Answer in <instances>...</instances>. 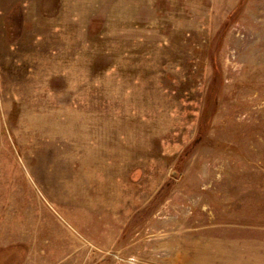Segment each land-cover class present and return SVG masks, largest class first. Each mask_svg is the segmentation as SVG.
<instances>
[{
  "label": "rangeland",
  "instance_id": "374dc122",
  "mask_svg": "<svg viewBox=\"0 0 264 264\" xmlns=\"http://www.w3.org/2000/svg\"><path fill=\"white\" fill-rule=\"evenodd\" d=\"M0 264H264V0H0Z\"/></svg>",
  "mask_w": 264,
  "mask_h": 264
}]
</instances>
